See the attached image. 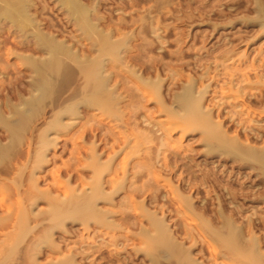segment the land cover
<instances>
[{
  "label": "bare ground",
  "instance_id": "6f19581e",
  "mask_svg": "<svg viewBox=\"0 0 264 264\" xmlns=\"http://www.w3.org/2000/svg\"><path fill=\"white\" fill-rule=\"evenodd\" d=\"M52 2L65 22L43 18L50 0H0V71L13 67L23 85L0 99V264H264V236L255 232L264 215L252 218L264 209V93L251 91L264 87L263 60L250 61L253 75L240 67L222 74L225 101L214 102L223 59L182 82L180 72L145 56L151 44H136L140 34L115 36L81 0ZM252 21L263 36V2ZM178 128L198 131L206 155L248 169L251 186L226 188L232 201L217 199L215 208L184 194L199 192L192 179L173 186L175 168L197 177L188 154L172 149ZM68 145L69 159L56 163L46 184L44 167ZM240 197L255 204L246 222ZM166 203L192 225L168 220Z\"/></svg>",
  "mask_w": 264,
  "mask_h": 264
},
{
  "label": "rangeland",
  "instance_id": "374dc122",
  "mask_svg": "<svg viewBox=\"0 0 264 264\" xmlns=\"http://www.w3.org/2000/svg\"><path fill=\"white\" fill-rule=\"evenodd\" d=\"M259 1L261 3L263 2V4H264V0H258V1L257 0H243V1L242 0H92V1L91 0H81V2H83L84 4L86 3L87 5H90L92 8L95 9L96 16L99 18L102 28H104V29L110 28V29H113V31L115 30V36L119 37V34H121V36H123V34H124V35H134V36L138 37L140 34L141 37H138L136 44H139V45L140 44H146V43L151 44L150 50H147L144 52V54L147 52V56H146V54H145V56L150 60H153V59H157L160 61L162 60L161 63H163V62L165 63L162 65H165V67L168 66V67H170V69L180 72L181 75H183V76H181L182 82H184L185 78L187 76H190V75L194 76V77L202 76V74L204 73V71H203L204 67H205V70L207 68H209L210 70H213L215 68V64H217L223 60H224V63H223L224 65H220L222 67L217 68V69H219L218 71L221 74V76H222V74L224 76H225V74H228V73L230 74L233 72V69L237 70L239 67L243 71H245V70L248 71L250 68H248L247 66L250 64V61H253L254 59H257L259 62L262 59L264 62V35L262 36V34H261V36H260V34L258 32L259 26L257 24L254 25L255 23L252 24V22H253L252 20L255 17V7H256L257 2H259ZM53 3L54 2H52V0H50L49 8H51L50 9L51 11H48L47 12L48 14L45 13L43 15V18L51 19V20L56 21L57 23L61 24L62 22L66 21V15H64L63 11L61 10V8L58 6L57 3H54V4ZM243 12H244V15H242ZM229 14H230V16H229ZM246 14H248V15H246ZM51 15H53V16H51ZM109 15H110V17H109ZM249 16H251V17H249ZM63 17H65V18H63ZM109 18H111V19H109ZM130 22H131V24H130ZM113 23L114 24L117 23V24L114 25ZM160 23H162V24L160 25ZM143 25H144V27L146 26V29L142 28ZM173 28L177 31L176 33H175V30ZM117 29H119V31ZM142 29H143V31H141ZM149 31H151L150 32V34L152 33L151 35H155V36H151L149 34ZM178 32H179V34H178ZM241 34H243V35H241ZM139 38L140 39L142 38V40H140ZM175 38H177L176 39L177 41L174 40ZM147 39H149L151 42L148 41ZM178 39H180L182 42L184 40V42H183L184 45L182 44V42H180V40L178 41ZM153 43H154V45H153ZM159 43H161V44H159ZM178 46L179 47L181 46V47L179 48ZM176 48H177V50H176ZM148 49H149V47H148ZM161 49H162V51H161ZM227 50L228 51L230 50L229 54H228ZM241 50H243V52ZM226 51H227V53H226ZM223 52L226 56L222 54ZM215 53H217V54L215 55ZM220 53H221V56L223 55L224 57L223 56L221 57L219 55ZM230 54H232V55H230ZM157 55H158V57H157ZM172 55H174V56H172ZM252 55H253V57H252ZM255 55H257L259 57L256 56V58H255ZM241 56L245 57V59L247 58V61L245 63H243V61H245V60H242V62H240ZM4 58L8 59L9 64H11V65L14 64L13 66H15V64L17 65V63H18V62H16L15 59L11 58V56H9V57L4 56ZM217 59L220 61H218ZM221 59H223V60H221ZM198 60H199V63H198ZM215 60L218 62L214 63ZM196 61H197V63H196ZM263 62H261V64ZM198 64L199 65L201 64L199 66L200 68L198 67ZM212 66H213V68H212ZM160 68H159L160 70L163 69L162 66ZM243 68H246V69L244 70ZM13 69H14L13 67H10L8 70L4 71L3 73H2V71H0V75L2 77V78L0 77V99L3 98L6 94L12 95L11 91L13 93L14 90L16 91L18 89L17 87H19L21 90L23 89V88H21V87H23V85L18 83L19 82L18 80H15V78L18 76V74L16 75V73L13 71ZM159 69H158V71L160 72ZM228 69H231V72H228ZM166 70L167 69H164V71L161 73V76L163 78H167V76L164 75V74H166ZM200 71H202V72H200ZM226 71H227V73H226ZM197 72H199V73H197ZM200 73H202V74H200ZM249 73H250V75H253L252 71H250ZM211 75H213V74L210 73L209 76H211ZM224 78H227V76L226 77L222 76L219 78L223 82L220 80V81H216L217 83L216 82L212 83V88H214V90L216 89L217 92H215V93L210 92L211 94L212 93L213 94H212V96L210 95L208 99L213 100L214 102L215 101L218 102L219 99H222V101L220 100L221 102L225 101L222 98V95H223L222 92L219 91V90H221V87H222L221 85H223L224 81L226 80ZM207 82H211V81L206 80L204 83L206 84ZM223 87H224V85H223ZM258 87L251 89L252 93H259V90H260V92L264 93V87H262V86H261V88L260 87L258 88ZM13 88H14V90H13ZM224 90L225 89H223V91ZM256 91H258V92H256ZM220 93H221V95H220ZM215 94H216V96H214ZM228 100L229 99H227V101ZM231 100H232V98L230 99V102H231ZM149 107L151 108L152 105H150ZM258 110H260V109H258ZM254 117H256V116H254ZM257 118H259V117L257 116ZM262 118L264 119L263 115H262ZM228 124L229 123L227 122L226 125H228ZM178 130H179V128L175 129V131L172 132L173 133L172 134V140H173L172 145H175V147H174L175 149L173 148V146H172V149L174 151L180 150L178 152L181 154L183 153V155H185V156H187V154H188V156H187L188 158L185 159V161L188 163V165L190 162V166L192 167V169L195 172V174L197 175V177L193 178L191 175L187 177L186 173L183 172V167L181 166L180 168H175V170H174L175 174H173V177L170 178V183L173 186H179L180 185L179 179L183 178L185 181L184 183H186L185 187H187V185L189 184L188 182L191 181V179H192V181L190 183L193 182L195 187L199 188V192L195 191L194 188H192V190H191V188L190 189L187 188V189H185L186 192L184 191V194H187L186 196H188V195L193 196L194 195L193 198L197 199L198 203H202V201L207 199L210 203H212V205H210V206L215 208L217 199H220V200L226 199V198H228L227 200L230 199L228 192H226L227 191L226 188H228V189L234 188L235 189L238 185H242V187H245V188H248L251 186V184H252L251 180L252 179L248 176V169H243V170L238 169L237 167H235V164H233L229 158L224 159V156L223 157L220 155L218 156V154H217L218 157L215 155H211V156L206 155L204 153L205 146L200 141L201 135H200V133H198V131H190V132L188 131L187 133H189V134H187V133L184 134ZM229 132H231V134H232L233 131L230 130ZM179 133H182V134L180 135ZM180 136L182 138H180ZM198 138H200L199 139L200 142L198 141ZM177 139H181V140H177ZM62 143L63 142H61L59 144V146H61ZM178 144H180V145L178 146ZM176 146H178L179 148L181 147V148L177 149ZM67 147L68 148H66L65 151H61V149H57L55 151V156L56 157L58 156V158L56 160H54L55 162L53 161L54 163H51L50 165L44 167L45 170L43 169L44 173L42 174V176L46 177L44 179L45 180L44 182L46 184H50L52 182V179H51L52 177L49 176V174H50L51 170L53 171V169L55 168L54 166L56 165V163L58 166L59 165L61 166L62 161L64 162V160L66 161L69 159V157H70L69 150H70L71 146L68 145ZM184 149H186V150H184ZM169 158L170 157H168V159ZM218 158H219V160H218ZM59 161L61 164H59ZM211 162H212V164H211ZM196 172H198V174ZM176 174L180 175V178H178V176ZM190 177H192V178H190ZM200 177H202V178H200ZM196 181H198V182H196ZM44 182L42 183L43 188L46 187L45 186L46 184ZM203 182H205V183H203ZM182 184H183V181L181 182V185ZM213 184H215V185H213ZM218 184H220V185L218 186ZM203 185L204 186L206 185L208 187H206V186L203 187ZM222 185H223V187H222ZM235 185H237V186H235ZM164 186L165 185L163 182H159L157 185V187H159L163 191L162 192L163 195L166 193V187H164ZM204 192H207V193L209 192V193L207 194ZM229 192H231V190H229ZM227 194H228V197H227ZM207 195L209 196V198H207L208 197ZM139 197H137V199H135V201H140L144 198V196H141L140 198ZM239 199L237 201H239V203L243 204V208L245 209V212H243L241 216L239 215V221L240 222L241 221L246 222L247 219L245 217L251 216V214L253 212V211H251V207L255 206V204H252L248 198L241 199V197H240ZM229 201H232V199H230ZM237 201L236 200L233 201L231 206H233L235 203H237ZM165 202H160V205H162V203L165 204ZM167 204H169V203H166V205ZM40 207L42 208L43 206L40 205ZM174 207L175 206H173L172 204H169V207H168V209H170L169 211H171L173 209H174L173 211H175ZM150 209H153L152 205H151ZM153 210H151V211H153ZM167 214H169L168 220L171 219V222L172 221L175 222L178 220L179 223L182 224L184 222L182 225L185 224L188 227L192 225L191 223H193L188 217H186V215H184L182 213L175 214V212L171 211V213L168 212ZM172 214H173V216H172ZM159 215H161V214L159 213ZM259 215L261 217L264 215V209L263 210L262 209L257 210L256 215L252 216V218L256 221V223L258 222L257 218H260ZM243 218H244V220H243ZM257 228L260 230H258ZM262 229H264V228L261 225L256 227L255 228L256 234H262L263 233L262 236H264V230H262ZM205 248L206 247H204V249ZM205 251H208V250L205 249Z\"/></svg>",
  "mask_w": 264,
  "mask_h": 264
}]
</instances>
